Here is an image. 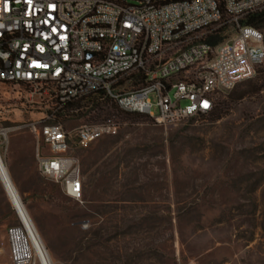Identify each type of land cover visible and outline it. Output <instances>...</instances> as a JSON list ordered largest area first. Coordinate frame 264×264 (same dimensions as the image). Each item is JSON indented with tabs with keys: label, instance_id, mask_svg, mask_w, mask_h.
Returning a JSON list of instances; mask_svg holds the SVG:
<instances>
[{
	"label": "rangeland",
	"instance_id": "1",
	"mask_svg": "<svg viewBox=\"0 0 264 264\" xmlns=\"http://www.w3.org/2000/svg\"><path fill=\"white\" fill-rule=\"evenodd\" d=\"M222 34L228 39L233 30ZM234 90L243 98L218 95L220 118L175 125H156L101 96L59 113L72 134L87 124L116 127L75 152L80 201L40 175L28 129L2 138L5 163L53 264H264V68ZM14 97L0 85V127L45 114L37 105L23 111ZM17 226L0 180V264H12L8 232Z\"/></svg>",
	"mask_w": 264,
	"mask_h": 264
},
{
	"label": "built area",
	"instance_id": "2",
	"mask_svg": "<svg viewBox=\"0 0 264 264\" xmlns=\"http://www.w3.org/2000/svg\"><path fill=\"white\" fill-rule=\"evenodd\" d=\"M262 10L264 0H0V85L23 111L46 110L0 127V158L1 139L28 129L40 175L82 200L75 152L116 127L87 124L72 134L57 115L101 96L156 125L210 116L220 93L264 68V25L245 23ZM222 28L233 30L230 38L208 43ZM15 229L8 232L11 262L32 264L17 250Z\"/></svg>",
	"mask_w": 264,
	"mask_h": 264
},
{
	"label": "bare ground",
	"instance_id": "3",
	"mask_svg": "<svg viewBox=\"0 0 264 264\" xmlns=\"http://www.w3.org/2000/svg\"><path fill=\"white\" fill-rule=\"evenodd\" d=\"M0 178L19 220V226L16 227L14 233V243L20 255L30 258L35 264H53L50 254L22 202L3 156L0 158Z\"/></svg>",
	"mask_w": 264,
	"mask_h": 264
},
{
	"label": "trees",
	"instance_id": "4",
	"mask_svg": "<svg viewBox=\"0 0 264 264\" xmlns=\"http://www.w3.org/2000/svg\"><path fill=\"white\" fill-rule=\"evenodd\" d=\"M245 23L247 25H249V26L254 27V28H261L264 25V10H262L261 12H258V13H255L253 15L248 16V18L246 19ZM224 29L225 28H222L215 35L209 36L210 38L207 39V42L210 43L211 45H217L220 41L223 40V36L221 34L224 31ZM238 85H239V83L233 89H231L230 91H228V93L229 92H232L233 94H236L234 89ZM235 98L236 99H241V98H243V95L242 94H239V95L236 94L235 95ZM73 106H74V103H72L71 105H69V107H73ZM136 115H139V114H136ZM211 115L214 118H220V116H221V108H219V104L216 105V108L212 112Z\"/></svg>",
	"mask_w": 264,
	"mask_h": 264
}]
</instances>
